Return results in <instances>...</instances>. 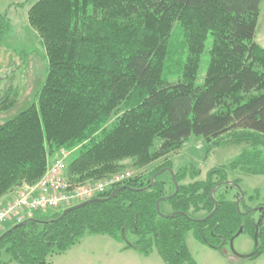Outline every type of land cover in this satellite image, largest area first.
Segmentation results:
<instances>
[{
  "label": "trees",
  "instance_id": "trees-1",
  "mask_svg": "<svg viewBox=\"0 0 264 264\" xmlns=\"http://www.w3.org/2000/svg\"><path fill=\"white\" fill-rule=\"evenodd\" d=\"M259 15L260 0L32 4L27 23L44 48L46 76L30 105L0 124V198L35 184L62 151L66 159L78 151L74 159H65L66 181L75 186L122 171L124 161L130 168H145L178 152L191 135L212 146L245 148L204 180H198L197 169L174 170L166 159L63 217L64 209L47 210L7 222L13 225L0 233V254L18 264H49L53 255L89 234L108 236L146 256L154 248L165 264H194L184 242L187 231L220 250L240 229L256 238L255 256L264 253V209H256L264 205L243 215L252 208L243 198L237 211L240 194L225 183L227 172L264 175V48L254 39ZM175 23L187 56L179 79L169 83L162 73ZM208 35L209 64L196 86ZM16 103L9 88L0 113ZM167 168L178 184L175 195ZM214 201L216 210L201 221L214 210ZM164 204L170 212L163 211Z\"/></svg>",
  "mask_w": 264,
  "mask_h": 264
},
{
  "label": "rangeland",
  "instance_id": "rangeland-1",
  "mask_svg": "<svg viewBox=\"0 0 264 264\" xmlns=\"http://www.w3.org/2000/svg\"><path fill=\"white\" fill-rule=\"evenodd\" d=\"M36 1L37 0H0V100L9 88L11 97H17V103L13 108L9 111L0 113V124L16 116L30 105L34 99L37 88L40 87L46 76L47 60L45 51L37 33L28 25L26 16L27 10ZM255 40L257 42L256 44L264 48V0H260V15L255 32ZM211 45L212 36L208 35L204 50L200 57L199 70L195 83L196 86H200L203 83L209 64V51ZM186 56L187 49L181 30L179 25L175 23L171 32L169 53L162 73L164 80L172 83L179 79L182 67L186 61ZM212 145V141L208 142L202 137L191 135L178 152L168 155L139 170L130 168V161H124L122 163L124 166L122 171L131 172L132 177L135 176V174L147 175L149 171L163 163L166 159H169L172 161L174 170L183 166L188 169L195 168L199 171L198 180H204L208 171L228 165V163L235 159L245 148L244 144ZM77 155L78 151L73 152L66 160L70 161ZM58 157L59 156L56 155L51 160L46 170L58 159ZM122 171L111 174L103 179L119 174ZM227 178L225 183H232L233 186H235V184L238 186L243 194L245 204L248 207L254 209L259 207L258 205H264V175L246 176L239 172H227ZM85 185H88V182L83 185L71 186V188ZM25 186L32 185H23L17 188V194H19ZM233 194V190L228 191L226 198H232ZM8 196L9 194L0 199L4 200ZM163 211L170 212V209L164 204ZM35 213L39 214L42 212ZM12 225L13 223L4 224L0 228V233L7 230ZM231 239L232 242L230 245ZM231 239L226 241L225 244H220L222 245L220 250H215L199 241L194 236L192 230L187 231L184 236L185 246L194 264H264V253L255 257L251 256L254 252L255 242L254 237L250 235L249 232L243 231ZM0 264L18 263L10 260L6 253H1ZM49 264L165 263L154 248L146 256L133 249L126 248L124 244L116 242L108 236L85 234L64 253L53 255L49 259Z\"/></svg>",
  "mask_w": 264,
  "mask_h": 264
},
{
  "label": "built area",
  "instance_id": "built-area-1",
  "mask_svg": "<svg viewBox=\"0 0 264 264\" xmlns=\"http://www.w3.org/2000/svg\"><path fill=\"white\" fill-rule=\"evenodd\" d=\"M67 156V152H60V158L51 164L36 184L25 186L14 199L0 208V228L7 222H20L32 216L33 212L65 209L91 200L132 177L131 172L122 171L98 182L71 188L64 176Z\"/></svg>",
  "mask_w": 264,
  "mask_h": 264
},
{
  "label": "water",
  "instance_id": "water-1",
  "mask_svg": "<svg viewBox=\"0 0 264 264\" xmlns=\"http://www.w3.org/2000/svg\"><path fill=\"white\" fill-rule=\"evenodd\" d=\"M165 170L163 169V170H161L160 172H158L157 174H156V176H160L163 172H164ZM167 171L170 173V175H171V177H172V180H173V182H174V187H175V190H174V193H173V195H175L176 193H177V190H178V184H177V182L175 181V177H174V173H173V171L171 170V169H168L167 168ZM153 183H154V177H152V179H151V182H150V184H149V187L150 186H152L153 185ZM235 187L237 188V190H238V192H239V194H240V198H239V200L236 202V208H237V211H239V202H240V200H242L243 199V194H242V192L240 191V189L238 188V186L235 184ZM215 189H213L211 192H210V197L212 198V193H213V191H214ZM117 191H119V189L118 190H115L108 198H106L105 200H110L111 198H113V196H114V194L117 192ZM95 200H88V201H85V202H82V203H80V204H77V205H75V206H71V207H69V208H66V209H64L63 211H62V214H61V217H63L65 214H67V213H69V212H71V211H73V210H76V209H79V208H81V207H84V206H86V205H88V204H90V203H93ZM158 204H159V201H157L156 202V210L157 211H159V206H158ZM216 207H217V204H216V202L214 201V210L211 212V214H209L205 219H203V220H201V221H205L207 218H209V217H211V215L214 213V211L216 210ZM264 209V207H261V208H256L257 210H259V209ZM252 211H254L253 209L252 210H249V211H247V212H245V213H243V215H248L249 213H251ZM172 215H174V214H171V216ZM185 215V214H184ZM164 217H168V216H164ZM53 222V221H52ZM26 223V221H23L22 223H19V224H17V226H20V225H22V224H25ZM16 227V226H15ZM241 233V229L237 232V234L235 235V237L237 236V235H239ZM1 238V237H0ZM231 242H232V239L230 240V245H231ZM255 242H256V238H255Z\"/></svg>",
  "mask_w": 264,
  "mask_h": 264
},
{
  "label": "crops",
  "instance_id": "crops-1",
  "mask_svg": "<svg viewBox=\"0 0 264 264\" xmlns=\"http://www.w3.org/2000/svg\"><path fill=\"white\" fill-rule=\"evenodd\" d=\"M256 28H257V25H256ZM255 32H256V29H255ZM255 42H256V40H255ZM16 194H17V190H15L11 194H9V196L7 198H5L4 200L0 199V208L4 207L8 202H10L16 196Z\"/></svg>",
  "mask_w": 264,
  "mask_h": 264
},
{
  "label": "flooded vegetation",
  "instance_id": "flooded-vegetation-1",
  "mask_svg": "<svg viewBox=\"0 0 264 264\" xmlns=\"http://www.w3.org/2000/svg\"><path fill=\"white\" fill-rule=\"evenodd\" d=\"M254 242H255V239H254ZM255 253H256V250H255V248H254V252L252 253L251 256L255 257Z\"/></svg>",
  "mask_w": 264,
  "mask_h": 264
}]
</instances>
